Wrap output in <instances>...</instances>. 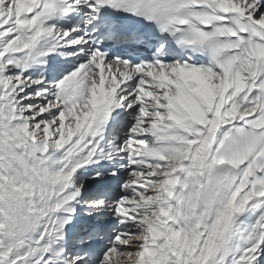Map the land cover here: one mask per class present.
<instances>
[{
  "label": "snow or ice",
  "instance_id": "snow-or-ice-1",
  "mask_svg": "<svg viewBox=\"0 0 264 264\" xmlns=\"http://www.w3.org/2000/svg\"><path fill=\"white\" fill-rule=\"evenodd\" d=\"M122 262L264 264V0H0V264Z\"/></svg>",
  "mask_w": 264,
  "mask_h": 264
},
{
  "label": "bare ground",
  "instance_id": "bare-ground-1",
  "mask_svg": "<svg viewBox=\"0 0 264 264\" xmlns=\"http://www.w3.org/2000/svg\"><path fill=\"white\" fill-rule=\"evenodd\" d=\"M75 131H77L75 128L69 127L65 130V134L70 139L71 135L74 134ZM93 166L94 165H87V166H85V168L93 167ZM85 168L79 169L77 171V173L74 174V180L76 181V183L80 182V180L78 179L79 177H85V179L83 181L84 186L86 189H89V191L84 192L82 190V192H81L82 197H85L87 199H100V198L116 199V198H118V196H112L111 193H109L107 191L101 192L98 194L96 193V191L91 192L89 180L86 178V177H88L89 174L85 171ZM33 179H34V187L27 189L28 194L31 195V194H33V192L37 191V189H38L39 194H41L42 199L44 197H48L50 199L51 198V189L49 188V185H51L53 183L52 178L49 177L46 174V172H43V170H37ZM61 183H64V181L61 180ZM117 191H119V189H117ZM120 194L122 195L123 193H120ZM256 199H260V198H256ZM45 207H47V206H45ZM77 210H78V213L84 214V215H86L87 212L89 211L87 209L86 205L78 206ZM37 211L39 212L40 215L47 214V212L44 209H38ZM94 215L101 216L104 219L105 223H115V218L112 216L111 213H94ZM75 222H76L75 220L72 221V223H75ZM68 227H69V225H65V229H67ZM109 232H110L109 236H107V237L105 236L99 242L97 262L99 259H102L103 252L106 250L109 240L115 235V233H113L111 231H109ZM132 239L133 240L139 239V237H133ZM122 264H123V262H122Z\"/></svg>",
  "mask_w": 264,
  "mask_h": 264
}]
</instances>
